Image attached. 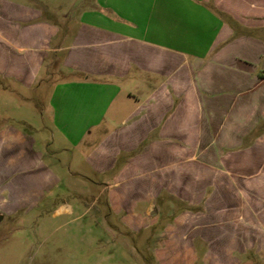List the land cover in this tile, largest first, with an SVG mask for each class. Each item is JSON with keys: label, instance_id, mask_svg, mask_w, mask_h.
<instances>
[{"label": "crops", "instance_id": "0c3cea01", "mask_svg": "<svg viewBox=\"0 0 264 264\" xmlns=\"http://www.w3.org/2000/svg\"><path fill=\"white\" fill-rule=\"evenodd\" d=\"M59 2L0 0V179L41 181L9 185L35 196L59 170L78 189L81 167L49 152L59 136L93 171L113 173V209L122 195L138 197L129 199L133 226H156L136 209L153 211L181 164L195 180L190 165L210 163L212 148L264 197V0ZM244 194L227 191L234 198L220 200L219 219L205 218L206 264H240ZM196 239L171 264H195Z\"/></svg>", "mask_w": 264, "mask_h": 264}, {"label": "rangeland", "instance_id": "374dc122", "mask_svg": "<svg viewBox=\"0 0 264 264\" xmlns=\"http://www.w3.org/2000/svg\"><path fill=\"white\" fill-rule=\"evenodd\" d=\"M39 1L46 0H36ZM51 1L53 4L61 1L62 6L65 0ZM20 94L21 98L29 96L24 91ZM20 100L21 104L26 102ZM50 141L49 152L63 161L64 168L74 160L84 178L77 181L78 189H70L69 181L58 170L61 180H53L50 188L46 186L35 196L22 189H11L9 185L22 187L28 183L31 189L41 181L0 179V264H171L170 259L177 254L189 253L186 247L191 236L197 237L199 258L195 264H206L203 255L207 244L199 238L203 236L202 224L205 218L219 219L220 204H230L234 196L226 193L235 189L245 193L243 255H239V262L264 264V197L252 192L255 188L252 179H236L241 173H237L234 159L228 164L219 162V149H211L210 163L190 165L195 180L188 178V165L181 164L179 179L164 181V193L154 210L136 209L135 213L143 218H157L158 224L138 227L127 222L132 214L128 211L129 199L139 200L138 197L122 195L123 209H113L106 187L112 182L113 173L93 171L82 153L71 149L63 137H53ZM64 146L71 151H65ZM196 152L199 155V148ZM149 168L156 167L149 164ZM147 185L153 192L161 187L156 185V180H148ZM189 187L193 188L190 195ZM171 188L180 195L168 193ZM67 205L76 207L73 214L66 210ZM252 221L257 223L252 225ZM189 223L196 225L191 227ZM185 261L177 264H186Z\"/></svg>", "mask_w": 264, "mask_h": 264}]
</instances>
